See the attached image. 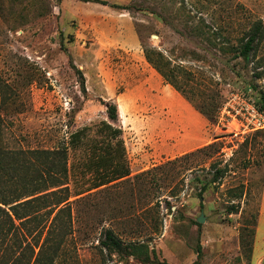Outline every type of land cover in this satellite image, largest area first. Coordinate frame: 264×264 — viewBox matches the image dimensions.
Wrapping results in <instances>:
<instances>
[{
    "label": "rangeland",
    "instance_id": "1",
    "mask_svg": "<svg viewBox=\"0 0 264 264\" xmlns=\"http://www.w3.org/2000/svg\"><path fill=\"white\" fill-rule=\"evenodd\" d=\"M258 20L264 0H0L4 146L67 148L73 223L54 264H264V133L228 106L264 91V45L251 62L232 48ZM217 161L230 172L203 190ZM25 232L0 240V264H28Z\"/></svg>",
    "mask_w": 264,
    "mask_h": 264
},
{
    "label": "trees",
    "instance_id": "2",
    "mask_svg": "<svg viewBox=\"0 0 264 264\" xmlns=\"http://www.w3.org/2000/svg\"><path fill=\"white\" fill-rule=\"evenodd\" d=\"M103 5L108 3L103 2ZM113 7L120 8L117 5ZM213 34L218 39V32ZM238 41V46H232L237 49L234 59H243L245 62L256 60L264 45V22L262 20L253 22L244 37ZM146 59L149 63L156 65L159 71H163L162 69L169 64L161 53L156 60L152 51H147ZM257 61L255 75L261 79L264 78V57ZM163 76L168 77L166 74ZM172 85L179 89L177 84ZM256 98L258 108L264 113V91H260ZM3 104L0 105V109ZM106 106L109 118L116 122L119 119L118 106L114 103H108ZM201 113L208 121L214 120L210 110L203 109ZM4 122V117L0 113V240L4 243L8 238L26 231L24 233L26 241L30 237L34 241L26 244L31 250L28 264H54L59 256L60 245L70 234L73 223V201H71L73 195L68 186L67 148L9 150L4 146ZM261 133H264V130L255 132L257 135ZM246 144H249L248 139ZM216 146L217 144L214 143L208 148L212 149ZM198 151L209 150L202 148ZM188 155L190 153L183 157ZM211 168L215 169V172L205 183L203 190H207L214 184L220 185L230 172L229 165L222 166V161L214 162ZM129 176H122L121 179ZM243 189L236 198L243 197ZM239 208L236 205L231 206L232 211H237ZM42 210H46L48 215L46 220L42 217L39 220ZM48 222H50L49 225ZM101 246L117 253H122L125 249L123 242L111 230L106 231L105 240L101 241Z\"/></svg>",
    "mask_w": 264,
    "mask_h": 264
},
{
    "label": "built area",
    "instance_id": "3",
    "mask_svg": "<svg viewBox=\"0 0 264 264\" xmlns=\"http://www.w3.org/2000/svg\"><path fill=\"white\" fill-rule=\"evenodd\" d=\"M253 92L249 90V93H245L241 99L244 104L241 108H236L235 106L230 107V115L232 114L235 120H239L245 130L249 132H256L258 130L264 129V113L257 106V99L253 96ZM235 96L232 98L234 99Z\"/></svg>",
    "mask_w": 264,
    "mask_h": 264
},
{
    "label": "water",
    "instance_id": "4",
    "mask_svg": "<svg viewBox=\"0 0 264 264\" xmlns=\"http://www.w3.org/2000/svg\"><path fill=\"white\" fill-rule=\"evenodd\" d=\"M205 220H206V218H205L204 214H202V215L200 216V218L198 219V222H199V223H204Z\"/></svg>",
    "mask_w": 264,
    "mask_h": 264
}]
</instances>
